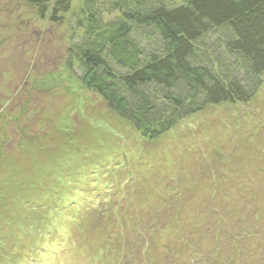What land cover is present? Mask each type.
Returning a JSON list of instances; mask_svg holds the SVG:
<instances>
[{"label":"rangeland","instance_id":"obj_1","mask_svg":"<svg viewBox=\"0 0 264 264\" xmlns=\"http://www.w3.org/2000/svg\"><path fill=\"white\" fill-rule=\"evenodd\" d=\"M86 2L74 0L53 22L28 0H0V239L28 256L34 246L23 264H104L107 233L145 264H183L181 240L205 241L199 264L207 255L230 263L232 251L257 244L231 246L232 228L247 229L238 217L264 208V196L251 206L234 196L247 181L264 190V83L247 104L208 107L148 139L80 82L74 60ZM38 210L46 213L38 239L48 244L21 233ZM0 264L12 263L0 256Z\"/></svg>","mask_w":264,"mask_h":264},{"label":"trees","instance_id":"obj_2","mask_svg":"<svg viewBox=\"0 0 264 264\" xmlns=\"http://www.w3.org/2000/svg\"><path fill=\"white\" fill-rule=\"evenodd\" d=\"M28 1L44 7V15L50 14L53 22L72 10L74 4V0H58L52 5L54 0ZM86 1L78 15L84 39L75 47L74 60L83 69L80 82L148 139L162 137L178 121L208 107L247 104L263 87L264 0ZM73 68L74 63H69V69ZM246 184V192L239 187L242 193L234 195L240 196L239 202L245 200L250 206L252 202H262L264 190L257 183ZM218 198L217 205L228 200L224 196ZM89 201L87 198L85 202ZM211 207L215 208L213 202ZM250 209L238 217L247 223V229L239 230L238 225L232 228L231 246L246 241L257 244L232 251L228 264H264V216L259 215V209L262 212L264 208ZM45 214L39 210L32 214V220H37L36 228L32 222L28 226L27 220L10 222H25L24 232L17 229L23 237L48 244L49 241L38 239V224ZM259 216V223L250 225V219ZM217 227L215 233L221 234ZM181 241L182 249L177 255H181L183 264H199L193 259L195 255L210 250L202 245L205 241L201 245ZM101 243L98 251H104V264L146 263L139 259L134 247L115 246L118 243H112L108 233L102 236ZM3 247L11 251L6 252ZM32 248L29 247L28 256L21 253L23 246L0 239V256L12 264L33 260ZM217 249L218 255L221 252ZM16 251L18 254H13ZM209 258L207 255L202 264H212Z\"/></svg>","mask_w":264,"mask_h":264}]
</instances>
